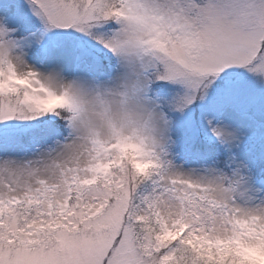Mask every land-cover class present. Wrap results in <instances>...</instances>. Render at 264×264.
<instances>
[{"label":"snow or ice","instance_id":"1","mask_svg":"<svg viewBox=\"0 0 264 264\" xmlns=\"http://www.w3.org/2000/svg\"><path fill=\"white\" fill-rule=\"evenodd\" d=\"M0 264H264V0H0Z\"/></svg>","mask_w":264,"mask_h":264}]
</instances>
